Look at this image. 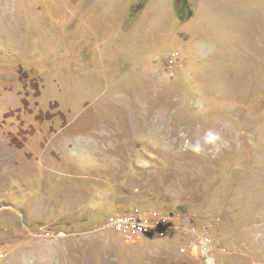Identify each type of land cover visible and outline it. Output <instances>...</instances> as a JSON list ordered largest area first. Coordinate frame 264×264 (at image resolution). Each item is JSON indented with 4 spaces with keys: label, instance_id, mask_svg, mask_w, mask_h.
Here are the masks:
<instances>
[{
    "label": "rangeland",
    "instance_id": "374dc122",
    "mask_svg": "<svg viewBox=\"0 0 264 264\" xmlns=\"http://www.w3.org/2000/svg\"><path fill=\"white\" fill-rule=\"evenodd\" d=\"M189 228L264 264V0H0V264H205Z\"/></svg>",
    "mask_w": 264,
    "mask_h": 264
},
{
    "label": "built area",
    "instance_id": "2783aa9c",
    "mask_svg": "<svg viewBox=\"0 0 264 264\" xmlns=\"http://www.w3.org/2000/svg\"><path fill=\"white\" fill-rule=\"evenodd\" d=\"M109 225H113L120 231L125 241L141 240L144 235L147 236H163L171 228V225L161 218H144L138 214L129 213L125 215H113L109 217ZM182 233L187 227L180 226L178 228ZM194 239L193 249L194 253H199L205 264H216V258L213 254L212 239L209 236L208 230L204 228H189Z\"/></svg>",
    "mask_w": 264,
    "mask_h": 264
},
{
    "label": "clouds",
    "instance_id": "9594fccd",
    "mask_svg": "<svg viewBox=\"0 0 264 264\" xmlns=\"http://www.w3.org/2000/svg\"><path fill=\"white\" fill-rule=\"evenodd\" d=\"M220 139L219 133L214 129H208L203 137V142L197 140L196 143L192 144L188 143V147L192 149V151L196 153H201L204 150L205 145H214Z\"/></svg>",
    "mask_w": 264,
    "mask_h": 264
},
{
    "label": "trees",
    "instance_id": "16d2710c",
    "mask_svg": "<svg viewBox=\"0 0 264 264\" xmlns=\"http://www.w3.org/2000/svg\"><path fill=\"white\" fill-rule=\"evenodd\" d=\"M181 18H182V20H184V19H185V17H183V16H182Z\"/></svg>",
    "mask_w": 264,
    "mask_h": 264
}]
</instances>
